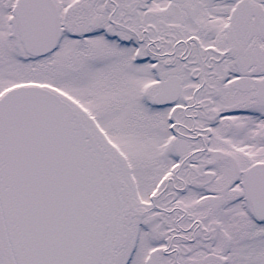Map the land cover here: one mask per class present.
Here are the masks:
<instances>
[{
    "label": "snow or ice",
    "instance_id": "6c2138e0",
    "mask_svg": "<svg viewBox=\"0 0 264 264\" xmlns=\"http://www.w3.org/2000/svg\"><path fill=\"white\" fill-rule=\"evenodd\" d=\"M0 264H264V0H0Z\"/></svg>",
    "mask_w": 264,
    "mask_h": 264
}]
</instances>
